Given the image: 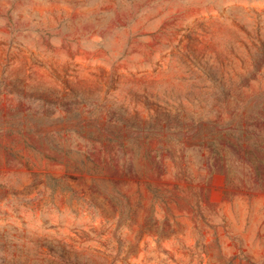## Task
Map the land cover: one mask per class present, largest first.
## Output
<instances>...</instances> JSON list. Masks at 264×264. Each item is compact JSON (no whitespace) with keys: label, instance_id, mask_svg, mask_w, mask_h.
Returning <instances> with one entry per match:
<instances>
[{"label":"rangeland","instance_id":"1","mask_svg":"<svg viewBox=\"0 0 264 264\" xmlns=\"http://www.w3.org/2000/svg\"><path fill=\"white\" fill-rule=\"evenodd\" d=\"M0 264H264V0H0Z\"/></svg>","mask_w":264,"mask_h":264}]
</instances>
